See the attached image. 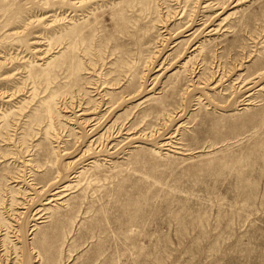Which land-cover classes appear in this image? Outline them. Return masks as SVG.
<instances>
[{
	"label": "rangeland",
	"instance_id": "rangeland-1",
	"mask_svg": "<svg viewBox=\"0 0 264 264\" xmlns=\"http://www.w3.org/2000/svg\"><path fill=\"white\" fill-rule=\"evenodd\" d=\"M0 264H264V0H0Z\"/></svg>",
	"mask_w": 264,
	"mask_h": 264
}]
</instances>
